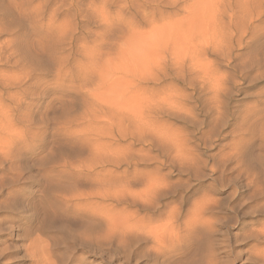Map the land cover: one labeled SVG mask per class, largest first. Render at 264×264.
Masks as SVG:
<instances>
[{"label": "rangeland", "instance_id": "obj_1", "mask_svg": "<svg viewBox=\"0 0 264 264\" xmlns=\"http://www.w3.org/2000/svg\"><path fill=\"white\" fill-rule=\"evenodd\" d=\"M6 50L0 264H61L38 212L94 183L146 264H264V0H0Z\"/></svg>", "mask_w": 264, "mask_h": 264}, {"label": "bare ground", "instance_id": "obj_2", "mask_svg": "<svg viewBox=\"0 0 264 264\" xmlns=\"http://www.w3.org/2000/svg\"><path fill=\"white\" fill-rule=\"evenodd\" d=\"M11 64V55L7 54V50L5 53L1 51L0 87L3 92L0 96V103L5 97L12 98L11 89L13 87V66ZM11 140L12 139L8 140V142H11ZM7 147H9V145ZM8 149H10V147ZM93 170L94 168L92 169V172ZM94 184L90 185L88 194H86V196L84 195L85 200H81L83 199L81 196V199L75 198L78 197L77 195L75 197L71 196L70 200L63 198L65 200H58L59 202L55 201L57 203L50 204V202L47 203L45 201L47 204L45 205L43 202V205H41V209L38 212L40 215H43L39 228V232L41 233V237L43 239L41 237L40 238L43 242L44 236H46L49 241L50 239L54 241V247L52 246V243L51 247L53 248H50V252H48L50 256L52 255L57 259L59 258L61 264H87L85 259L83 260L75 257L76 251L84 250L85 247L108 254L111 260L110 262H105L106 264H112L113 259H115L116 251L123 250V254L126 257L124 264H129L132 254L136 251V249L137 252L134 254L133 259H135L136 256L140 255L143 251L142 248H140L142 242L139 239V229L136 223L135 227L132 223V225H130V223L127 222L129 224L128 225L126 222L117 219L116 217L114 219V217L110 215L114 195L112 197V192L110 191L108 184ZM121 202V200H118L116 203L121 204ZM16 222L19 223V221H13L12 223L16 224ZM28 222L29 219L20 222L19 225L21 223L27 224ZM26 233L29 234V231ZM58 241L63 242L62 244L65 245V249L67 251L65 254L60 253V256L57 255L59 250V246L57 245ZM211 245H214V243L210 244V246ZM62 246L60 248H62ZM72 251H75V253L73 254ZM14 257L15 255L8 254L6 255L5 260L14 259ZM212 259L215 263V255H213ZM137 264H139V262H137Z\"/></svg>", "mask_w": 264, "mask_h": 264}, {"label": "snow or ice", "instance_id": "obj_3", "mask_svg": "<svg viewBox=\"0 0 264 264\" xmlns=\"http://www.w3.org/2000/svg\"><path fill=\"white\" fill-rule=\"evenodd\" d=\"M204 186L207 187V185H204ZM215 195L217 196L218 199L223 200V198L219 195V191H217L215 193ZM230 207L235 211V213L237 215H242V212L240 210L236 209V207H234L232 204L230 205ZM222 211L224 212L225 215H227L229 217H231L233 215L232 211H228L226 209H223ZM260 217L264 218V215H262ZM252 218H255V217H252ZM238 226H239V224L236 225V227H238ZM233 229L234 228L229 229V233L228 234H229L230 240H231V232L233 231ZM253 240H259V241H261L262 244H264V229H261V235H260V237L258 239L253 238L252 236H250L249 239L246 242L242 243V244H246L247 242L253 241ZM140 248H138V249H140ZM144 251H145V248L143 249V251L141 252L140 255L136 256V258L133 259L134 254L137 252V249H136V251L133 252V254H132V257H131V259L129 261V264H137V262H139V264H146V261H147L148 258H142L143 254H144ZM255 254L259 255L261 257H264V247H261V249L258 252H256ZM125 258L126 257L123 254V250H117L116 253H115V259H113L112 264H124ZM97 260H99V257H97ZM105 261H107V256H105ZM237 264H238V261H237Z\"/></svg>", "mask_w": 264, "mask_h": 264}, {"label": "clouds", "instance_id": "obj_4", "mask_svg": "<svg viewBox=\"0 0 264 264\" xmlns=\"http://www.w3.org/2000/svg\"><path fill=\"white\" fill-rule=\"evenodd\" d=\"M197 208H199V205H197Z\"/></svg>", "mask_w": 264, "mask_h": 264}]
</instances>
